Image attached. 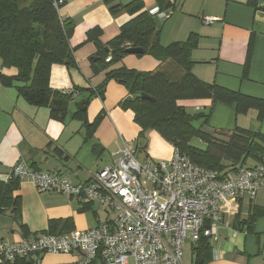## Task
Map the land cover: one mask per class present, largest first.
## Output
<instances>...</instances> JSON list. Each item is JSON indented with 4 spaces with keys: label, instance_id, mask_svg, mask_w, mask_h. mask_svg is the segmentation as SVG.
Returning <instances> with one entry per match:
<instances>
[{
    "label": "crops",
    "instance_id": "1",
    "mask_svg": "<svg viewBox=\"0 0 264 264\" xmlns=\"http://www.w3.org/2000/svg\"><path fill=\"white\" fill-rule=\"evenodd\" d=\"M61 17L75 25L71 47L77 67L54 65L50 87L65 92L78 90L63 119L52 117L46 107L30 105L18 92L17 83L6 86L0 79V180L6 181L17 163L42 172L69 177L75 183H85L112 161V154L123 142L138 141L141 128L134 121V112L120 107L128 97L125 86L109 82L104 100L87 98L85 90L95 89L111 70L127 68L140 72L155 71L160 62L153 56L129 55L109 70L94 74L91 57L97 49L87 34L94 28L102 30L101 42L107 44L132 19L125 10L112 13L104 0H64ZM134 0H116L126 5ZM174 7L163 11L165 17L154 16L160 30V42L166 46L175 42L191 43L193 75L203 83L264 100V20L258 19L259 0H169ZM144 10L159 7L158 0H143ZM152 16V15H151ZM209 16L216 21L203 23ZM16 69L2 67L0 77H15ZM83 100V101H82ZM88 101L86 118L76 117L79 103ZM196 112L211 111L206 130L211 134H231L236 128L264 135V119L259 121L257 110L237 115L233 105L213 104L210 99L180 102ZM84 112V111H83ZM104 112L96 129L90 125ZM150 132V131H149ZM141 144L144 158L170 160L174 147L156 134ZM203 143V142H202ZM204 146V143H203ZM142 160V161H143ZM257 162H248L253 166ZM21 198L20 221L10 210L0 213V244L16 243L24 237L49 232L51 222L70 220L57 231L88 230L103 222L106 212L97 203L62 195L39 192L29 180L20 181L16 193ZM103 214V215H102ZM217 240L207 239L208 257L205 264H264V190L252 201L231 202L220 211ZM24 225V228L22 227ZM236 233V235H234ZM190 264H197L193 253ZM79 254H40L27 259L32 264H76ZM184 261V252H183ZM23 264V263H16ZM27 264V263H26ZM94 264H102L100 260ZM184 264H186L184 262Z\"/></svg>",
    "mask_w": 264,
    "mask_h": 264
},
{
    "label": "trees",
    "instance_id": "2",
    "mask_svg": "<svg viewBox=\"0 0 264 264\" xmlns=\"http://www.w3.org/2000/svg\"><path fill=\"white\" fill-rule=\"evenodd\" d=\"M58 1L0 0V59L2 67L17 70L15 77L1 76L0 79L6 86L16 82L19 94L30 105L49 108L52 117L63 119L69 112L71 100L79 92L76 89L60 92L50 87L54 65L77 67L75 48L70 43L75 25L61 17L60 10L65 1L56 6ZM115 2L104 0L112 13L125 10L132 19L107 44L101 42L100 28L88 32L86 41H92L97 49L91 57L94 74L109 70L131 55L127 53L129 48L142 49L143 54H135L137 57L153 56L160 66L151 72L127 68L111 70L99 87L90 89L91 93L104 100L109 82L125 86L129 95L120 107L134 112V121L141 128L140 145L146 140L148 131L157 130L174 150L196 165L218 172L222 178L237 174L248 166L249 161H260L264 157V135L260 132L236 128L231 134H211L206 130L211 111L190 112L180 102L210 99L213 104L235 106L237 115L254 109L261 121L264 119V100L201 82L192 72L194 63L190 56V41L162 45L160 30L154 16L144 10L143 0H134L126 5H114ZM158 5L161 12L174 7L169 0H158ZM87 106L88 101L85 100L83 108ZM75 116L85 119L86 111H78ZM103 117L104 112L90 127L96 129ZM195 122H201V125L195 127ZM195 139L201 140L204 146H194ZM19 185L20 180L15 178L0 180V213L10 210L20 221L21 198L16 195ZM68 223L70 220L53 221L47 233L61 235L74 231H57L59 226L65 228ZM208 250L207 238L201 237L193 248L197 264H205ZM19 262L32 264L28 260L6 264Z\"/></svg>",
    "mask_w": 264,
    "mask_h": 264
},
{
    "label": "built area",
    "instance_id": "3",
    "mask_svg": "<svg viewBox=\"0 0 264 264\" xmlns=\"http://www.w3.org/2000/svg\"><path fill=\"white\" fill-rule=\"evenodd\" d=\"M59 0L56 6L61 5ZM150 15L165 17L159 7ZM205 25L216 19L205 16ZM126 142L88 182L34 170L17 163L8 179L29 180L41 192H57L97 203L107 217L93 229L28 236L0 244V264L40 254H79L76 264H184L183 245L201 237L217 240L220 211L231 202L254 200L264 190V157L233 176L193 163L174 150L172 159L140 161ZM236 235V233L234 234Z\"/></svg>",
    "mask_w": 264,
    "mask_h": 264
},
{
    "label": "rangeland",
    "instance_id": "4",
    "mask_svg": "<svg viewBox=\"0 0 264 264\" xmlns=\"http://www.w3.org/2000/svg\"><path fill=\"white\" fill-rule=\"evenodd\" d=\"M102 72H104V71H101V72H99V73H102ZM95 75H97V74H95ZM99 87V86H98ZM84 94L86 95V97L89 99H91V98H96V96H95V94H92L91 93V91H90V89H88V90H85L84 91ZM83 101V100H82ZM182 103L183 102H188V101H181ZM82 103V102H81ZM81 103H79V104H81ZM78 108V107H77ZM79 109V108H78ZM187 109L190 111V112H196L195 110H194V108H191V106H187ZM125 111H128V112H131L132 110L131 109H127V110H125ZM201 125V122H195V127H199ZM156 134L161 140H163L166 144H169L161 135H160V133L157 131V130H150V132L148 131L147 132V134H146V140H145V143H148L149 144V147L150 146H152V150H153V148H155V142L152 140V138H153V136H151L150 137V134ZM140 143H144V141L143 142H140ZM129 144V143H128ZM129 145H131V147L134 149H136V151H137V154H136V157L140 160V161H142L143 160V158H144V155H143V148L141 147V145L139 144V141H135V142H131ZM193 145L194 146H197V147H202L203 146V143L201 142V140H199V139H195L194 141H193ZM174 154V153H173ZM172 157H173V155H172ZM172 157H171V159H172ZM151 159L153 160V161H155V162H167L166 160H156V159H154L153 157H151ZM169 161V160H168ZM103 215V214H102ZM107 217H110V218H113L114 217V214L112 213V214H110V215H108V214H106L105 215V217H104V219L105 218H107ZM192 245L188 242V241H186L185 243H184V245H183V252H184V262L186 263V264H190V262H191V258H192Z\"/></svg>",
    "mask_w": 264,
    "mask_h": 264
},
{
    "label": "water",
    "instance_id": "5",
    "mask_svg": "<svg viewBox=\"0 0 264 264\" xmlns=\"http://www.w3.org/2000/svg\"><path fill=\"white\" fill-rule=\"evenodd\" d=\"M259 12L257 14L258 19L264 20V0H259L258 4ZM128 54L135 55V54H143V50L140 48H129L127 50ZM144 98H147V96L143 95ZM79 110L82 112L85 111V108H83V103L78 105Z\"/></svg>",
    "mask_w": 264,
    "mask_h": 264
}]
</instances>
